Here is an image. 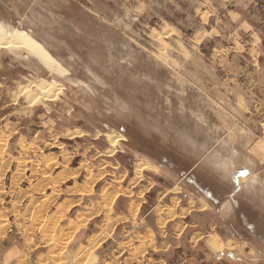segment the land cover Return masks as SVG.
I'll list each match as a JSON object with an SVG mask.
<instances>
[{
	"label": "rangeland",
	"instance_id": "374dc122",
	"mask_svg": "<svg viewBox=\"0 0 264 264\" xmlns=\"http://www.w3.org/2000/svg\"><path fill=\"white\" fill-rule=\"evenodd\" d=\"M207 10L208 0H0V22L36 45L0 47V264H157L132 248L131 223L110 233L107 213L79 227L74 209L59 210L86 184L94 201L132 176L147 204L189 201L182 213L208 222L209 211L217 230L228 196L264 213L258 133L226 92L236 52L218 46L226 28L208 31ZM43 82L59 86L52 99Z\"/></svg>",
	"mask_w": 264,
	"mask_h": 264
},
{
	"label": "crops",
	"instance_id": "0c3cea01",
	"mask_svg": "<svg viewBox=\"0 0 264 264\" xmlns=\"http://www.w3.org/2000/svg\"><path fill=\"white\" fill-rule=\"evenodd\" d=\"M207 12L208 24L215 22V25H210L208 31L215 29L224 31L226 28L224 31L226 38L222 36L226 43L222 42L218 46L236 52L231 55L237 62V70L233 73L236 85L226 89V92L237 97L238 110L243 116L241 121L243 130L249 135L258 133L257 140L253 141L250 147L251 150H255V157L262 162L264 161V0H208ZM74 171L70 169V177L75 175ZM119 175L122 178H115V181L127 177L126 172ZM130 178L132 179V176ZM131 179H127L125 184L121 185L110 183L112 186L106 194L95 198L94 201L89 197L93 188L87 189L89 186L87 184L82 187L77 186L75 190L68 191L71 195L61 198L58 208L59 210L74 209L73 222L79 227L86 219H93L105 213L110 215L108 221L110 233L117 229L121 222L131 223L132 235L138 240L132 248H135L140 255L144 253L151 256L158 255L155 260L157 264H260L256 255L260 254L258 243L264 246L262 241L264 213L259 208H255L251 201L247 199L241 201L229 196L222 200L221 203L225 200L229 202L228 207H232V212L230 218H221L222 226L217 230L215 219L209 211L208 222L205 221V213L191 214L195 208L182 213L183 209L190 206L189 201L186 206H179L176 202L161 207L158 202L147 204V200L143 198L147 191L143 188L135 189ZM96 190L98 189L94 188V193ZM105 190L106 188L99 190V193H105ZM107 198H112L109 203ZM107 204L112 208L109 212L104 210ZM230 224H233L232 229L236 224L238 233L229 227ZM106 226H102L94 234L96 239L105 233ZM150 257H146L149 258L148 261H151ZM114 264L124 263L116 261Z\"/></svg>",
	"mask_w": 264,
	"mask_h": 264
},
{
	"label": "bare ground",
	"instance_id": "6f19581e",
	"mask_svg": "<svg viewBox=\"0 0 264 264\" xmlns=\"http://www.w3.org/2000/svg\"><path fill=\"white\" fill-rule=\"evenodd\" d=\"M1 34H2V29L0 27V47H4V48H7V47H14V48L15 47H26L27 49L36 52L35 51L36 50L35 49L36 45L31 43L25 37V34L21 35V34H23L22 32L20 34L18 30H15L11 35H8V36H5V37H3ZM20 88H22V87H20ZM39 88H40L41 92L43 93L42 95L47 97V98H49V99H52V97L55 95V93L59 92V89H60L59 86H57V84H54V85L51 86V85H49L48 82L41 83ZM24 92L25 91H23V93ZM36 97L37 96L34 95L33 98H36ZM29 100H30V98H29Z\"/></svg>",
	"mask_w": 264,
	"mask_h": 264
},
{
	"label": "flooded vegetation",
	"instance_id": "af4514ba",
	"mask_svg": "<svg viewBox=\"0 0 264 264\" xmlns=\"http://www.w3.org/2000/svg\"><path fill=\"white\" fill-rule=\"evenodd\" d=\"M0 27L2 30H5V32L7 34L6 36L11 35L15 30H17L15 28L10 27V26H6L3 22H0ZM19 33L21 34V31H19ZM22 33L23 34H21V35L25 34V32H22Z\"/></svg>",
	"mask_w": 264,
	"mask_h": 264
}]
</instances>
